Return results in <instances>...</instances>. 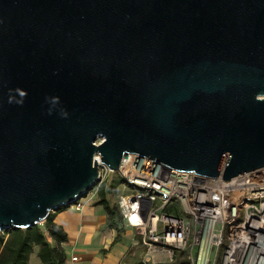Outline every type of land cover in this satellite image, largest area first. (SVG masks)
I'll use <instances>...</instances> for the list:
<instances>
[{"label":"water","instance_id":"obj_1","mask_svg":"<svg viewBox=\"0 0 264 264\" xmlns=\"http://www.w3.org/2000/svg\"><path fill=\"white\" fill-rule=\"evenodd\" d=\"M124 154L223 181L264 167V0H0V234Z\"/></svg>","mask_w":264,"mask_h":264},{"label":"built area","instance_id":"obj_2","mask_svg":"<svg viewBox=\"0 0 264 264\" xmlns=\"http://www.w3.org/2000/svg\"><path fill=\"white\" fill-rule=\"evenodd\" d=\"M95 188L121 182L115 207L138 236L141 264H264V167L228 181L124 154L110 172L99 163ZM90 191L64 206L81 211ZM71 262L76 257L70 258Z\"/></svg>","mask_w":264,"mask_h":264},{"label":"crops","instance_id":"obj_3","mask_svg":"<svg viewBox=\"0 0 264 264\" xmlns=\"http://www.w3.org/2000/svg\"><path fill=\"white\" fill-rule=\"evenodd\" d=\"M95 201L94 195H88L81 211L63 207L54 213L53 222L66 234V241L60 244L65 264H141V247L132 239L134 231L118 216L120 236L114 242L117 230L107 226L106 213ZM36 253L33 250L30 254L28 264H40ZM71 257H76V261L71 262Z\"/></svg>","mask_w":264,"mask_h":264},{"label":"trees","instance_id":"obj_4","mask_svg":"<svg viewBox=\"0 0 264 264\" xmlns=\"http://www.w3.org/2000/svg\"><path fill=\"white\" fill-rule=\"evenodd\" d=\"M120 182V179L115 180L113 186L107 189L104 186H100L97 191L98 199L95 201V205H100L106 213L107 226L117 230L114 242H117L120 236L117 226L119 223L118 211L106 199V195ZM53 219L54 214H49L43 224L45 230L54 241L55 246L49 244L39 225L27 229L13 228L3 230L0 234V264H28V258L36 247V257L40 264H65V254L60 244L66 241V234L62 231L61 227L53 222ZM186 262L184 259L185 264ZM173 264H179L177 257Z\"/></svg>","mask_w":264,"mask_h":264},{"label":"rangeland","instance_id":"obj_5","mask_svg":"<svg viewBox=\"0 0 264 264\" xmlns=\"http://www.w3.org/2000/svg\"><path fill=\"white\" fill-rule=\"evenodd\" d=\"M109 176H110V182H111V185L109 187H112L117 176L114 173H109ZM109 187H107V188H109ZM97 191L98 190L95 188V186L92 187L91 190H90L89 196L94 195V199L97 200L98 199ZM120 192H121V188L115 186V188H112L111 191L109 193H107V195H106L107 197L106 198L111 203V205L115 206V195L120 193ZM55 212H56V210H53L50 214H54ZM39 227L42 230V232L44 233V235H45L46 239L48 240L49 244L54 245V242H53L52 238L49 236V234L45 230L44 224L41 223L39 225ZM132 239L137 242V241H139V236L134 232V235L132 236ZM36 249H37V247L35 248V250ZM182 257L185 259L184 256H182ZM182 257H181V255L177 256V260L179 259V264H181V263L185 264L184 263V259ZM167 264H173V263H167ZM186 264H188V263L186 262Z\"/></svg>","mask_w":264,"mask_h":264}]
</instances>
